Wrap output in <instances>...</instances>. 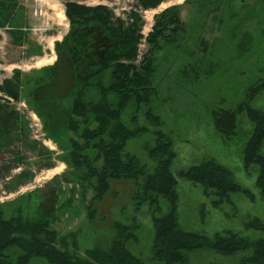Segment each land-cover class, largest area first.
Wrapping results in <instances>:
<instances>
[{
  "label": "trees",
  "instance_id": "trees-1",
  "mask_svg": "<svg viewBox=\"0 0 264 264\" xmlns=\"http://www.w3.org/2000/svg\"><path fill=\"white\" fill-rule=\"evenodd\" d=\"M163 1L139 0V4L151 9ZM17 4L18 0H0V26L10 22ZM186 4L192 7L187 19L183 15ZM66 14L70 30L56 42V63L43 67L42 75L36 79L26 78L31 83L29 91L37 89L41 97L34 108L45 119L48 132L53 128L60 131V121H66L67 160L81 170L79 178L84 189L95 192L89 205L91 216L96 212L95 205L111 189L112 181L135 182V211L147 205L153 221L150 258L143 260L129 247L130 242L137 241L142 227L137 216L130 222L115 220L108 243L97 242L80 253L79 233L60 235L52 226L55 204L42 202L39 208L46 210L44 219L28 217L21 208L7 214L0 207V264H31L39 258L49 264H193L194 257L201 254L238 257L237 264H264L261 217L245 220V228L254 231L252 235L231 228L209 235L183 229L179 210L180 178L200 184L204 194L213 198L215 207L231 202L237 209L236 194L255 203L258 194L264 201V107L257 105L264 92V77L246 87L243 98L235 105L211 110L214 127L224 139L239 134L241 116L251 123L243 164L247 172L256 169L257 194L237 182L233 170L214 157L174 173L175 138L162 128L163 118L154 106L162 86L163 67L180 68L194 83L213 77L228 60L264 51V0H185L170 5L155 15L143 52L140 44L145 21L135 10L125 19L115 16L105 4L68 1ZM13 33L16 36L22 31L15 29ZM64 58L73 85L69 78L65 89H60L59 81L64 76L60 62ZM24 82L22 71L16 69L0 89L20 100ZM54 84L57 92L52 93ZM132 107L129 124L125 117ZM142 108H146L144 115L150 125L139 120ZM17 115L15 109L8 110L0 103L1 133L12 119L17 121ZM145 134L154 136L153 144L146 145L147 155L155 163L152 167L128 149L131 140Z\"/></svg>",
  "mask_w": 264,
  "mask_h": 264
},
{
  "label": "rangeland",
  "instance_id": "rangeland-1",
  "mask_svg": "<svg viewBox=\"0 0 264 264\" xmlns=\"http://www.w3.org/2000/svg\"><path fill=\"white\" fill-rule=\"evenodd\" d=\"M68 1L81 2L18 0L9 25L0 26V84L5 79H11L16 69L22 71L25 80L20 100L10 98L0 89V103L8 110L15 109L18 112L17 121L12 119L7 130L0 132V207L7 214L21 208L28 217L44 219L47 216L46 210L39 206L42 202L55 204L57 211L52 222L53 228L60 235L78 232L80 253L97 242L108 243L113 236L115 220L130 222L137 216L142 227L137 241L130 242L129 247L136 255L148 261L154 227L147 205L139 212L135 211V182L112 181L111 189L95 205L96 212L91 216L89 205L95 192L92 188L84 189L79 178L81 170L67 160L69 152L65 146L68 139L64 133L66 121H60L62 129L59 133L51 130L48 132L45 129V119L34 108L39 102L38 90L29 91L31 83L26 82V78L36 79L42 75L40 72L43 67L56 63L59 57L55 49L56 42L63 40L70 30L66 14ZM81 3L105 4L115 16L125 19L132 10L139 12L145 21L144 39L140 44L142 52L147 47L145 37L152 29L155 15L164 7L142 9L139 0H82ZM191 8L189 4L184 6L183 15L186 19ZM15 29L22 33L15 36ZM142 54L140 53L139 59ZM60 64L64 76L58 87L65 89L66 81L71 79L70 86L73 85V77L71 70L67 68V59L61 60ZM161 70L160 77L163 81L154 106L163 118L162 128L171 132L175 138L177 157L172 166L173 172L177 174L193 164L214 157L233 170L237 182L257 194L256 169L247 172L243 164V150L247 135L251 132V123L246 116H241L239 134L235 138L224 139L214 127L211 110L219 106L235 105L243 98L246 87L264 77V51L228 60L213 77L194 83L180 68L171 70L170 67H163ZM54 87L56 89L51 90L52 93L57 92L55 84ZM29 93L31 101L28 99ZM257 105L264 107V92L257 100ZM145 109L140 110L139 120L144 125H150L144 115ZM133 112L132 107L125 117L129 124L132 123ZM153 140L152 134H145L131 140L128 148L139 154L149 167L155 163L147 155L146 145L153 144ZM179 180L180 225L185 230L213 235L217 231L231 228L244 235H252L254 231L245 228V220L252 216H259L264 220V201L258 194L257 203L244 195L236 194L234 199L237 209L231 202L215 207L212 204L213 198L204 194L200 184L182 178ZM162 206L167 210V202ZM202 217H206V220ZM216 257L211 254L196 255L193 264H237L239 260L238 257ZM31 264L49 263L39 258L34 259Z\"/></svg>",
  "mask_w": 264,
  "mask_h": 264
},
{
  "label": "crops",
  "instance_id": "crops-1",
  "mask_svg": "<svg viewBox=\"0 0 264 264\" xmlns=\"http://www.w3.org/2000/svg\"><path fill=\"white\" fill-rule=\"evenodd\" d=\"M185 0H164L163 2H162V4H160V6H158V7H161V6H164L163 7V9H165V8H167L168 6H170V5H173V4H181V3H183ZM81 2H82V0H81ZM158 7H156V8H158ZM156 8H151V9H156ZM163 9H161V11L163 10Z\"/></svg>",
  "mask_w": 264,
  "mask_h": 264
},
{
  "label": "flooded vegetation",
  "instance_id": "flooded-vegetation-1",
  "mask_svg": "<svg viewBox=\"0 0 264 264\" xmlns=\"http://www.w3.org/2000/svg\"><path fill=\"white\" fill-rule=\"evenodd\" d=\"M68 32H69V31H68ZM67 34H68V33H67ZM67 34H66V35H67ZM66 35H65V36H66ZM65 36H64V37H65ZM63 39H64V38H63ZM54 64H55V63H54ZM50 65H53V64H50ZM46 66H49V65H46ZM40 98H41V97H39V101H40ZM52 131H53L54 133H59V132H60L59 130H55V128L52 129ZM55 135H56V134H55Z\"/></svg>",
  "mask_w": 264,
  "mask_h": 264
},
{
  "label": "built area",
  "instance_id": "built-area-1",
  "mask_svg": "<svg viewBox=\"0 0 264 264\" xmlns=\"http://www.w3.org/2000/svg\"><path fill=\"white\" fill-rule=\"evenodd\" d=\"M143 9V8H142ZM7 25H9V24H7ZM6 28H8V26L6 27ZM142 53V52H141Z\"/></svg>",
  "mask_w": 264,
  "mask_h": 264
}]
</instances>
